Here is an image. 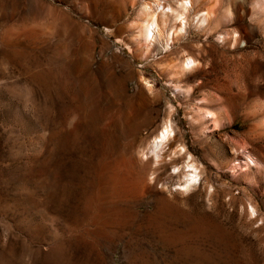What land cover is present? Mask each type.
Masks as SVG:
<instances>
[{
    "label": "rangeland",
    "instance_id": "1",
    "mask_svg": "<svg viewBox=\"0 0 264 264\" xmlns=\"http://www.w3.org/2000/svg\"><path fill=\"white\" fill-rule=\"evenodd\" d=\"M263 124L264 0H0V264H264Z\"/></svg>",
    "mask_w": 264,
    "mask_h": 264
},
{
    "label": "bare ground",
    "instance_id": "2",
    "mask_svg": "<svg viewBox=\"0 0 264 264\" xmlns=\"http://www.w3.org/2000/svg\"><path fill=\"white\" fill-rule=\"evenodd\" d=\"M183 3H185V2H183ZM182 6V5H181ZM183 7V6H182ZM185 8V7H184ZM173 12H175V13H179V12H176V11H173ZM156 15V14H155ZM177 15V14H176ZM181 15V14H180ZM179 15H177V17H178ZM182 16V15H181ZM150 17H152V20H151V22L150 23H148L147 21H146V25H141V27H139L140 29H139V33H140V35L141 36H144V35H142V31H144V33H145V37H148V31H149V27H150V25H153V24H155V21H156V18H158V17H153V16H150ZM149 17V19H151ZM138 25V24H137ZM139 25H140V23H139ZM159 30V29H158ZM173 31H174V29H173ZM157 32V31H156ZM159 32H160V30H159ZM172 32V31H171ZM161 33V32H160ZM160 33H158L159 35H160ZM176 33V32H175ZM157 34V35H158ZM169 35V34H168ZM173 35V34H172ZM171 36V35H170ZM152 37H153V34H152ZM154 38H155V35H154ZM173 38V37H172ZM168 39V38H167ZM171 38L169 37V40H170ZM173 40V39H172ZM171 43V42H170ZM167 45H168V43H167ZM64 60H66L67 61V59L65 58ZM63 60V61H64ZM189 63H191V65H190V69H192L193 67H195V66H197V65H199V61L198 60H196L195 58H193V57H191V58H188V61H184V62H178V64H176V65H174V66H172V68H173V70L175 71V73H174V75H177V72L179 73V72H184L185 70H186V68H187V65L189 64ZM175 64V63H174ZM67 66V65H66ZM64 67H65V64H64ZM189 67V66H188ZM188 69V68H187ZM68 72V71H67ZM178 77V76H177ZM183 92V91H182ZM186 92V91H185ZM185 92H184V94H185ZM188 92V91H187ZM227 93V92H226ZM187 94V93H186ZM189 96V95H188ZM216 96V95H215ZM226 96V95H225ZM240 96H241V94H240ZM210 97V96H209ZM218 98H214L215 100H217V106H216V109H215V111H205V112H203L202 111V109H203V107H199L200 109H196L197 110V115L198 116H200V118H201V121H202V124H204L205 125V123L207 122V121H213V122H222V123H226V122H229L230 121V114H229V112H228V109H227V106L229 105V103H230V101H231V96H226L225 98H223V99H220L219 97L220 96H217ZM211 98V97H210ZM210 98H209V100H210ZM237 102V101H236ZM233 103H235V102H233ZM231 109V108H230ZM196 110H194V111H196ZM206 110V109H205ZM233 110V109H232ZM263 110V109H262ZM231 111V110H230ZM193 116V115H192ZM192 116H191V118H192ZM236 117V116H235ZM198 118V117H197ZM199 119V118H198ZM196 120V119H195ZM233 120H235V119H233ZM166 122H167V120H165ZM193 121H194V118H193ZM168 122H169V120H168ZM167 122V123H168ZM194 122H196V121H194ZM171 123V122H170ZM169 124V123H168ZM168 124H166L165 125V127L163 128V130H161L160 131V133L157 135V134H155V135H157V136H155V137H153L154 139H152L151 141V143L150 144H153L152 146H154L155 148H156V146L162 141V140H164V139H166V138H170L169 137V135H170V133L172 132V130L174 129H172L171 127H169L168 126ZM199 124V123H198ZM207 124V123H206ZM218 124V123H217ZM222 125V124H221ZM264 125V124H263ZM262 125V126H263ZM217 126H219V124L217 125ZM260 126V125H259ZM217 128V127H216ZM253 128V127H252ZM256 128H258V127H256ZM202 129H203V126H202ZM253 129H255V128H253ZM262 130V129H261ZM174 132H175V130H174ZM261 132V131H260ZM175 134V133H174ZM175 135H177V134H175ZM170 136H172V135H170ZM260 136H262V135H260ZM256 138V137H255ZM175 139V138H174ZM262 139V138H261ZM264 139V138H263ZM172 140V139H171ZM175 140H177V139H175ZM170 141V140H169ZM174 141V140H173ZM172 141V142H173ZM167 142H165L163 145H165ZM169 143V142H168ZM161 144V143H160ZM172 144V143H171ZM162 145V144H161ZM160 145V146H161ZM167 146H168V144H166ZM147 146H148V144H147ZM150 146V145H149ZM166 146V147H167ZM171 146V145H170ZM151 147V146H150ZM153 147V149H155ZM133 148V147H132ZM159 148V147H158ZM174 148V147H173ZM172 148V149H173ZM175 148H177V146L175 147ZM152 149V148H151ZM152 149V150H153ZM161 149H163L162 147H161ZM184 149V148H183ZM244 149V148H243ZM151 150V151H152ZM156 150V149H155ZM167 150V149H166ZM174 150V149H173ZM186 150V149H185ZM158 151V150H157ZM171 151V150H170ZM175 151V150H174ZM176 151H178L177 149H176ZM176 151H175V153H176ZM256 151V150H255ZM132 152V151H131ZM130 152V153H131ZM156 152V151H155ZM162 152H165V151H162ZM254 152V151H253ZM257 152V151H256ZM150 153V152H149ZM157 153V152H156ZM160 153V150H159V152H158V154ZM172 153H173V151H172ZM175 153H173V154H175ZM178 153V152H177ZM182 153V152H181ZM239 153V152H238ZM247 153H248V151H247ZM251 152H249L248 154L249 155H247L248 156V158L251 160L250 162H248V161H245L244 163L243 162H240V161H238V163L236 164V165H234V166H232V169H233V167L234 168H236L237 167V170H240V172H239V174L238 175H234V174H232V178H233V182H235V183H244L246 186H248L249 187V189L250 190H253V191H259V190H261L263 187H264V162L262 161V156H261V158L258 156V155H255V153L254 154H250ZM148 154V153H147ZM146 154V155H147ZM152 154H153V152H152ZM168 154V156H169V153H167ZM183 154V153H182ZM241 154V153H240ZM262 154V153H261ZM163 155V154H162ZM165 155V154H164ZM179 156H180V153L178 154ZM153 156H156V154L155 155H153ZM166 156V155H165ZM164 156V157H165ZM243 157H244V155H242ZM160 157H161V155H160ZM159 157V158H160ZM176 157H178V156H176V154H175V158ZM181 157V156H180ZM241 157V155H237V156H235V158L236 159H238L239 160V158ZM246 157V156H245ZM159 158H157V159H159ZM170 158V157H169ZM175 158H174V160H175ZM194 158V157H193ZM247 158V157H246ZM160 159H162V157L160 158ZM159 159V160H160ZM173 159V158H172ZM244 159V158H243ZM159 160H158V162H159ZM179 160V159H178ZM176 163V162H175ZM187 163V164H186ZM185 164H186V167L188 168H186L188 171H189V173H188V176H187V172H185V171H187V170H185L184 171V174H186V177H187V179H186V181H185V183L183 184V186L184 187H189L190 185H197V184H195V182L196 183H201V173H200V171H201V169L200 168H202V167H200L199 169L200 170H197L198 169V164H197V166L195 165V163L196 162H193L191 159H190V161L188 162H186ZM184 164V165H185ZM233 164V163H232ZM177 165V167L176 168H178V164H176ZM184 167V166H183ZM180 168V167H179ZM182 168V167H181ZM181 170V169H180ZM179 170V171H180ZM234 170V169H233ZM232 170V171H233ZM236 170V171H237ZM177 172H178V170H177ZM180 173V172H179ZM182 173H183V171H182ZM226 183V182H225ZM221 184V183H220ZM223 184V183H222ZM230 184V183H229ZM226 185L225 184V190L227 191V194H228V200H229V202H234L236 199H238L239 198V195H241L242 193H244V188L243 187H241V189H240V192H238V193H233L232 192V186L231 185ZM224 185V184H223ZM240 185V184H239ZM193 186H191V187H193ZM222 186V185H221ZM197 187V186H196ZM210 187H212V185L210 186ZM223 187V186H222ZM245 187V186H244ZM180 189L182 188V186L181 187H179ZM187 188H184V189H186L187 190ZM190 188V187H189ZM188 188V189H189ZM195 188V187H194ZM220 188V187H219ZM215 189V188H214ZM220 190V189H219ZM224 190V191H225ZM218 191V190H217ZM223 191V190H222ZM222 191H221V193H222ZM219 193H220V191H219ZM220 193V194H221ZM226 193V192H225ZM247 193V192H246ZM245 193V194H246ZM227 194H226V196H227ZM251 194V193H250ZM219 195V194H218ZM217 196V192H216V190L214 191V192H212L211 193V195L209 196L210 197V199L213 201V199H215V197ZM221 196V195H220ZM243 196V195H242ZM222 197V196H221ZM247 197H248V195H247ZM243 198V197H242ZM226 200L225 201H228L227 200V198H225ZM250 198H248V200H249ZM251 200V199H250ZM250 202V201H249ZM237 203V202H236ZM243 203V202H242ZM241 203V204H242ZM251 203V202H250ZM252 203H254V202H252ZM245 204V203H244ZM236 204H234V206H235ZM255 205V204H254ZM234 206H232V207H234ZM251 207V210H253V211H255V207H257L256 205L253 207V205H251L250 206ZM243 208H244V206H243ZM257 210V209H256ZM258 210H259V208H258ZM252 211V212H253ZM258 213H260L259 211H258ZM257 214V213H256ZM257 216V215H256Z\"/></svg>",
    "mask_w": 264,
    "mask_h": 264
}]
</instances>
